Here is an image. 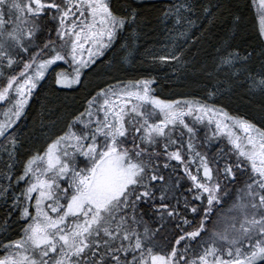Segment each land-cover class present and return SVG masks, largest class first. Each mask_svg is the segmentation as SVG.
Masks as SVG:
<instances>
[{
    "label": "snow or ice",
    "instance_id": "1",
    "mask_svg": "<svg viewBox=\"0 0 264 264\" xmlns=\"http://www.w3.org/2000/svg\"><path fill=\"white\" fill-rule=\"evenodd\" d=\"M250 6L264 42V0ZM192 11L185 2L163 16L195 27L183 15ZM139 15L115 0H0V149L8 157L0 199L11 202L5 227L13 212L23 222L17 238L0 240V264H264V125L217 106L224 81L200 99L161 98L154 77L86 83ZM240 21L235 14L234 26ZM251 55L230 52L217 71ZM45 81L87 94L15 174L16 129ZM247 84L264 96V63L247 70ZM197 125L211 135L202 138Z\"/></svg>",
    "mask_w": 264,
    "mask_h": 264
},
{
    "label": "trees",
    "instance_id": "2",
    "mask_svg": "<svg viewBox=\"0 0 264 264\" xmlns=\"http://www.w3.org/2000/svg\"><path fill=\"white\" fill-rule=\"evenodd\" d=\"M249 2L250 0H194L190 17L195 21L196 28L184 42L186 44L181 43V47H177L176 54L180 56V60L161 63L156 59L163 55L159 53V47L165 43L166 36L172 33L162 21L165 10L163 3L136 2L138 5H135L130 0H116V3L121 5L117 8L131 4L140 15L137 23L122 33L113 48L107 52L106 58L98 62L96 72L87 78L86 83L90 81L94 86L115 82L114 78L128 80L154 77L157 81L154 85L155 93L161 98L200 99L206 96V92L218 80L224 81V88L215 97V103L232 115L244 116L257 125H264V96L242 89L239 85L242 77L233 75L237 70L245 76L247 70L253 74L259 73L261 64L264 63V47L257 34L256 20ZM205 8L211 9L210 16L204 13ZM235 14L241 16L237 26L233 24ZM125 44L127 48L121 47ZM230 51H238L241 56L248 53L252 55L241 67L224 66L217 71L221 58ZM129 52L133 57L127 64L123 62V57ZM208 73L212 75L209 76ZM86 94L82 89L53 91L49 82H42L41 89L26 109V117L18 125L19 139L24 149L20 154L23 155L32 148L42 149L48 137L65 127L70 113L81 107ZM198 132L202 138L207 133L206 130L203 133ZM197 143L199 144V141ZM214 145L212 142L207 151L215 152ZM167 171L170 172L171 169ZM182 183L187 185L190 181ZM5 218L6 216H2L0 222ZM188 218H193L191 213ZM211 218L208 221L209 227L212 226V220L217 218L216 210ZM12 220L15 221V217ZM151 222L155 224V218Z\"/></svg>",
    "mask_w": 264,
    "mask_h": 264
},
{
    "label": "rangeland",
    "instance_id": "3",
    "mask_svg": "<svg viewBox=\"0 0 264 264\" xmlns=\"http://www.w3.org/2000/svg\"><path fill=\"white\" fill-rule=\"evenodd\" d=\"M173 2H175L174 5H172V1H168V5H170V6H167L165 8V11L167 9H169V8L178 6L179 4L185 3V2L190 3L192 5L193 2H194V0H173ZM252 12H253L252 14L254 16V19L256 20L255 24H256V29L258 31L259 18L257 16L255 10H252ZM183 15L185 17H188V18L191 19V17H190L191 16V13L190 12H184ZM162 21H163L164 24H166V27H168V29L172 30V33H169V35L166 36L167 39L165 40V43L163 45H160V47H159V53H161L163 55H170V54L177 55L176 54V52L178 51L177 50V47L178 46L181 47V43L183 44L184 42L187 41V38L190 37V34L194 31V29L196 28V26L195 27L189 26L186 22H182L181 24L177 25L175 23L174 17H169V18L166 19L164 16H162ZM124 31L121 32V35H122V33ZM185 31H187V36H181L180 33L185 32ZM168 32H170V31H168ZM184 44H186V43H184ZM135 51H136V49H135ZM232 52H234V51H232ZM132 57H133L132 55L131 56H128L129 63H130V60L132 59ZM242 65H245L244 61H239V62H236L234 64V66H237V67H241ZM226 67H232V66H226ZM239 76L242 77L241 78L242 80L239 83L240 87L242 89L244 88V89H246L248 91L247 76L243 75V73H242V75L240 74ZM256 94L260 96L259 93H256ZM209 102L211 103L212 101H209ZM5 108H6V105L5 104H0V120L4 119V110H5ZM197 128H198V131H200V133H203L206 130L207 131V135L208 134L211 135V132L208 131V129L206 127H204L203 125H197ZM213 142L216 143V141H213ZM201 151H204V149H201ZM165 171L168 172L167 170H165ZM1 178L2 177L0 175V182H1ZM185 181H186V179H185ZM20 188H22V186H20ZM226 201L227 202L225 204H221V205H219L217 207V209H215L216 212L219 211L221 208H223V210H226L227 209V207L231 203V200L226 198ZM210 219H212V218H210ZM18 222H19V224H22L23 223L22 221H19V220H18ZM15 223H16V220H15ZM9 227H11V226H9ZM5 229H6V227H4L3 230H5Z\"/></svg>",
    "mask_w": 264,
    "mask_h": 264
},
{
    "label": "flooded vegetation",
    "instance_id": "4",
    "mask_svg": "<svg viewBox=\"0 0 264 264\" xmlns=\"http://www.w3.org/2000/svg\"><path fill=\"white\" fill-rule=\"evenodd\" d=\"M130 1L134 2V4L136 2H144V3H147V2L151 3L152 2V3H161V4L163 3L162 5L165 8L167 6H170V5H168V1H170V0H130ZM135 5H138V4H135ZM249 5H250V2H249ZM115 6L116 7H119L121 5L117 4L116 3V0H115ZM250 8H251V10H255L251 6H250ZM53 23L54 22H50V21L47 22V27L48 28L53 27ZM47 35H48L47 30H44L40 34V39H46L47 38ZM53 38H54V33H53ZM38 42H39V40H38ZM262 44H263V47H264V42H262ZM62 67L66 68L67 66L66 65H62ZM57 70H59V69H57ZM16 134H17V136L19 138V134H20V128L19 127L16 130ZM3 143H4L3 138H0V145H3ZM22 150H24V149L22 148V144H21V146L18 149V162L16 163V167L13 170L15 174H18L21 171L20 165L24 161V159H26L31 153H34L36 149L35 148L34 149L32 148L31 151L25 152V154L23 153V155H21L20 154V151H22ZM7 160H8L7 155L3 152L2 149H0V174H2L5 171L4 165H5V162ZM1 177L2 178H1L0 184H6V183H8V181L3 178V175H1ZM20 186L23 187V185H20ZM20 186L17 187V191L19 190ZM10 206H11V202L10 201L8 203H5L4 200L0 199V219H1L2 216H6V218L4 220H2V222H0V240L5 239L6 237H8V238H17L18 233H19L20 224L18 222V217H17V214L15 212L12 213L11 219L9 220L8 225L6 226V229L3 230L4 227H5L4 221L6 219H8V212H9ZM1 214H2V216H1ZM14 217H15L16 223H15L14 220H12ZM10 222H12V224H10ZM9 226H11V227H9Z\"/></svg>",
    "mask_w": 264,
    "mask_h": 264
}]
</instances>
